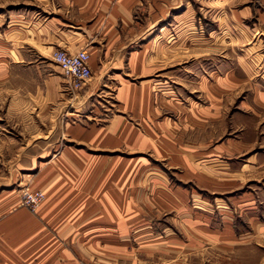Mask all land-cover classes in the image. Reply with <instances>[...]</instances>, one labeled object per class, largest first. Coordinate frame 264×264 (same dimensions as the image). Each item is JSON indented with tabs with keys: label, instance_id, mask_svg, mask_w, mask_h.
Returning a JSON list of instances; mask_svg holds the SVG:
<instances>
[{
	"label": "crops",
	"instance_id": "1",
	"mask_svg": "<svg viewBox=\"0 0 264 264\" xmlns=\"http://www.w3.org/2000/svg\"><path fill=\"white\" fill-rule=\"evenodd\" d=\"M27 3L4 30L0 18V100L11 116L0 125L49 129L26 142L0 129V264H242L252 239L243 242L221 201L249 171L236 159L264 148V0ZM194 28L204 34L181 39ZM228 29L257 51V70L239 58L217 68L211 46ZM180 39L201 50L181 69L187 101ZM82 49L93 76L73 91L53 54ZM243 81L248 96L228 118ZM260 157L250 154L264 165ZM20 171L46 195L35 212L23 204Z\"/></svg>",
	"mask_w": 264,
	"mask_h": 264
},
{
	"label": "rangeland",
	"instance_id": "2",
	"mask_svg": "<svg viewBox=\"0 0 264 264\" xmlns=\"http://www.w3.org/2000/svg\"><path fill=\"white\" fill-rule=\"evenodd\" d=\"M26 7H28L27 0H12V1L4 0L3 4H0V18H2L3 20L1 30L5 29L7 20H9V17L12 14H15L16 12H26ZM186 20L187 18L184 17L183 21H186ZM207 22L208 21L204 19L203 15L202 16L199 14L196 15V23L204 25L206 28L204 30V33H206L207 30L210 28L207 25L208 24ZM189 31H192L195 33L189 36L187 35L188 31H182L181 35L183 33V36H181L182 37L181 39H183V37L186 36L188 40H191L192 42H194L195 36L199 38L200 34H204L200 30L197 31L198 33H196V29L195 30L190 29ZM224 33L226 34L227 38L222 40L223 42L221 45L211 46V52H210L211 57L210 58H215V61L218 63L219 62L222 63V59L223 60L225 59L228 70H230L231 68L233 69L235 68L234 66H236L238 58L243 60V62L247 64L248 69L252 68L254 70H257V65L259 62L255 59L252 61V58H251L252 56L256 55L257 51L255 49H254L255 51L253 52L249 51L248 49L250 47L249 44L235 43L234 38H235L236 32L234 30L228 29ZM181 39H180V45L178 49H179V53L184 55V59H183V62H180V65H179L180 67L179 84H178L180 88L179 96L182 100L187 101L188 100L186 99V97L188 96V94L186 93L187 91L186 81L187 80H186V77H183L181 69L185 68L189 64H193V59L187 58V57L193 53L194 48H195V54L200 53L201 50L197 49L199 48V46H196V45L193 46V45L187 44V42L185 41L181 43ZM261 49H263L262 51L264 52V43L262 44L260 50ZM197 57L198 56H196V59H199V57L198 58ZM198 62L200 64L201 61H198ZM221 63L217 65V68L219 65H221ZM209 67L210 68L215 67V65H213V61H210ZM252 81H254L255 83L258 82L259 84L261 82L260 77L258 78L255 77ZM242 83H243L242 92L238 96V99L236 100V102H234L232 105L228 107V118L231 117V115L235 111H237L236 108L238 107L239 100L242 98H246L248 96V93L246 92V89H245L247 87V85H245L246 81H243ZM182 86H184L183 89H181ZM189 94H190L189 96H193L194 98H196V100H199V99L202 100L201 95L198 93L191 94V92H189ZM109 96L114 97L112 94ZM103 98L104 97L102 96L100 99L98 98L94 99L95 101L94 103L98 105L99 107H103L104 105V102L102 101ZM7 104H8L7 101L0 100V119L7 120L11 117L7 111ZM3 123L9 124L8 126L0 125V129L3 134H6V136H18L19 135V138L25 139V142L26 140L32 139L33 135L37 136L38 134L43 133V130L49 129L48 126L43 127V126L35 125L34 127L35 131H34L30 127L26 129V127H21V126H17V127L10 126L11 125L10 121L3 122ZM227 130H228L226 134L227 137H231V135H234V133H232V129L230 128V126H228ZM41 135L43 136V134ZM258 138H259L258 140H261V136L258 135ZM51 140L57 141L58 140L57 135H54ZM36 143H37L36 151H41L44 147H46V142H44L42 139L37 141ZM254 152L255 153L258 152L261 156L259 159L261 161H264V158H263L264 148L254 149L253 152L244 154L243 156L236 159V161L239 163L248 164V166H246L245 169H248L249 171L243 172L241 179L236 184V187L230 190L228 189V192L224 195L225 200L221 201L222 203L221 205L223 206L221 208L222 210L227 211V214L229 215H230V212L234 213L233 215L228 216L229 218L227 219L236 221L237 224H240L242 233L248 236L247 238H243V242H245V240L250 242V239H252L251 241L252 243L251 251L252 252L251 253L248 252L247 254L243 253L242 264H264V165H259L255 163V161L252 160L253 158L250 159V154ZM164 165H166L165 162H164ZM33 177H34L33 172L28 174V173L20 171L18 186H19V190L22 191L23 194L28 188V183L27 181H25V179L27 178L32 179ZM238 200H240L241 202L238 203L237 202ZM254 220H255V223H253ZM252 231H254V233L257 234L256 238L255 237L249 238L248 233Z\"/></svg>",
	"mask_w": 264,
	"mask_h": 264
},
{
	"label": "built area",
	"instance_id": "3",
	"mask_svg": "<svg viewBox=\"0 0 264 264\" xmlns=\"http://www.w3.org/2000/svg\"><path fill=\"white\" fill-rule=\"evenodd\" d=\"M53 60L68 79L73 91L82 90L91 81L93 71L90 66V54L86 49L76 53L58 50L53 54ZM45 197V193L41 190L27 189L23 194V204L35 212Z\"/></svg>",
	"mask_w": 264,
	"mask_h": 264
}]
</instances>
